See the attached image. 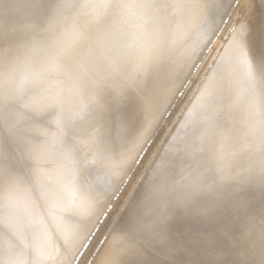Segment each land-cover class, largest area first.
I'll list each match as a JSON object with an SVG mask.
<instances>
[{"label":"snow or ice","instance_id":"6c2138e0","mask_svg":"<svg viewBox=\"0 0 264 264\" xmlns=\"http://www.w3.org/2000/svg\"><path fill=\"white\" fill-rule=\"evenodd\" d=\"M253 3L264 10V0H244V7ZM241 6L242 0H2L0 264H42L36 245L41 226L32 219L36 205L27 197L34 175L57 178L53 203L61 198L63 187L78 186L83 200L58 209L62 221L71 226L86 205L105 196L117 179L123 182L143 162L140 153L147 156L151 149L144 146L153 128L159 127V121L147 117L160 110L161 79L172 85L169 104L177 98L184 103L190 91L199 94L198 102L188 109L192 99L187 100L149 161L142 198L133 201V215L121 230L126 242L123 257L114 264H264V43L257 48L250 40V21L242 12L233 20ZM89 8L99 10V15L84 28L79 43L67 45L65 25ZM169 9H179L181 15H170ZM130 10L138 13L136 27L148 37L134 53L115 43L117 33L129 23ZM194 29L200 31L202 44L184 48L177 43L178 33L187 36ZM93 36L98 42H91ZM214 37L224 43L212 48L216 55H205ZM225 48L259 85L252 88L258 119L248 132L253 163L244 179L218 176L209 167L178 184V164L204 152L231 99L218 70ZM36 53L42 54L39 63L33 59ZM198 63L204 65L203 72L193 76L191 69ZM22 67L40 73L28 86L14 83ZM78 124L91 129L87 154L76 135ZM177 126L188 130L179 135ZM129 136L140 144L135 155L126 147ZM89 169L95 175L85 187L78 177ZM257 200L259 234L251 211ZM148 205L154 207L145 215ZM39 207L51 227L44 205ZM243 217L247 226L242 229Z\"/></svg>","mask_w":264,"mask_h":264},{"label":"bare ground","instance_id":"6f19581e","mask_svg":"<svg viewBox=\"0 0 264 264\" xmlns=\"http://www.w3.org/2000/svg\"><path fill=\"white\" fill-rule=\"evenodd\" d=\"M93 9L94 8L84 9L82 11V19L79 17L75 19V21L74 19H70L67 22V24L65 25L66 36L64 37V41L67 45H74L81 41V33L84 28L90 25L94 21L95 17L99 15V10L96 9L97 11L94 12ZM262 12L263 10L259 7V11L248 10L245 15V18L250 21L251 25L250 40L257 48L262 43H264V22L262 19ZM169 14L179 16L181 15V10L169 9ZM127 15L129 23L124 28L120 29V31L117 33L115 43L117 47L121 48L122 50L128 53H134L146 44L148 37L144 34L142 29L136 27V25L140 23V21L136 19L138 13H136L135 10H130ZM174 38L176 39L177 43L184 48H191L197 42H200L201 44L203 43L200 31L195 29L188 33L187 36L185 33L181 32L178 33ZM204 39H206V37H204ZM220 39L216 41V45L219 44ZM91 42H98L97 38L93 36ZM61 47H63V45ZM209 52L210 53L208 54L213 53L212 49ZM41 55L42 54L40 53L34 54L33 59L36 63H39ZM31 63L32 61L29 62V64ZM187 70V68L184 69L185 72ZM218 70L220 74L221 85L222 87L230 91L231 99L228 101V106L224 109V112L222 114V122L220 127L210 134L209 141L214 140L213 143L216 142L219 146H223L224 143L227 142V138L235 136L233 133H224V127L228 124L226 120L229 119L233 114H237L235 115L237 121H233V125L238 122H242L243 126H246V130L242 131L239 135L236 136L237 140L234 143V148H230L229 150H221L216 154V156H212V160L214 162H219L218 167H215L216 174L218 176L227 177L230 175V170L233 166L230 159L235 155L236 151L240 149L241 145V147L244 146L243 144L247 140L246 138L244 142V134H248L249 130L253 126L254 120L258 119V117H256V112L258 108V98L256 95L254 96L248 94L249 86H241L243 78L244 80L249 81L246 70L243 66L237 65L232 60L231 54L227 48H225L221 56V63L218 65ZM214 71H216V69H214ZM39 75L40 73L34 68L22 67L14 74V83L20 84L22 86H28V83L37 79ZM250 82L253 83L251 80ZM234 83L237 85L236 88H234L233 86L231 87V85H234ZM171 90L172 85L166 79H161L157 87V99L160 110L154 111L150 116L147 117V119L161 121L164 118L163 115L165 113V110L170 108L172 104H169ZM198 95V93L195 95L192 100V103L189 104V106L187 107L188 109H191L196 105V103L198 102ZM239 101V106L232 105L233 102ZM68 109L71 113L73 109V102H69ZM251 110H254L255 113L252 114ZM183 123L184 121L182 120L181 124L183 125ZM187 130L188 129L186 128L179 134L183 135V132H186ZM75 131L77 138L81 144L82 152L87 154L91 148V129L86 124H78ZM209 141H207V144L205 146L209 145ZM126 147L131 150V154L135 155L136 150L140 147V144L139 142H135V136H129ZM202 154L197 157V160H195L197 162H195V164L193 161L186 162V164L179 163L177 169L181 166L189 167L190 169H192L191 172L193 173V170L196 169L198 165H201V163L206 161L208 158L207 156L203 157ZM88 158L89 160H91L92 156H89ZM240 169H245V165H242ZM94 175L95 172L89 169L87 172L83 173L81 177H78L79 184L84 185L86 187L87 184L91 182ZM189 177L190 174L185 173L184 175H182V178L176 179V182L179 184L183 181H186ZM245 177L243 175V172H241L237 176V180L244 179ZM56 181V177H49L47 174H36L33 176L34 187L30 189L27 193L28 200H30L36 205L35 215L32 217V219L41 226V232L36 238V245L37 257L42 262V264H67L68 259L72 255V253L80 246L81 243H85V237L88 235L90 229L98 223L101 216L98 217L97 215L104 202L103 196L100 197L98 200L93 201L91 204L86 205L78 219L74 221L71 226H69L68 224H65L62 221L61 217L58 215V209L62 208L65 203L82 201L83 196L82 193L78 190V186L68 185L63 187V190L60 193L61 198L57 199L53 203L51 193L52 187L54 186ZM141 198L142 195L140 196L139 200ZM26 203L27 201H25L24 197L22 196L21 206H25ZM41 204L44 205V210L48 212V220L51 221V227L40 212L39 206ZM149 208V206H146L144 211H147ZM90 225L92 227L89 229ZM245 227L246 226H242L241 228L243 229ZM51 228H55L54 233L51 231ZM257 232L259 233L260 231ZM120 234L121 230H119V232L117 231V234L110 236V239H108V243L103 245L99 254L100 256L96 261V264H114L115 261H118L123 257L124 244L126 242L120 238ZM2 259L3 254L0 253V260Z\"/></svg>","mask_w":264,"mask_h":264},{"label":"rangeland","instance_id":"374dc122","mask_svg":"<svg viewBox=\"0 0 264 264\" xmlns=\"http://www.w3.org/2000/svg\"><path fill=\"white\" fill-rule=\"evenodd\" d=\"M0 4H2V0H0ZM248 10L259 11V6L257 3H253L250 8H245L244 7V0H242L241 9L238 10L234 14L233 20H235L238 16H240L241 12L243 13V15L245 17L246 12H248ZM93 11L96 12L97 10L93 9ZM79 17L83 18L82 13L79 15H74L71 19H74V21H75V19H77ZM262 17H263L262 19L264 22V10L262 12ZM263 27H264V24H263ZM224 36H227V32L224 33ZM218 39H220V38L219 37L213 38L212 44L209 45V47L204 50L205 55H213V56L216 55V53L214 51H212L213 53H211V54H208V53H210L209 51L213 47H216L218 49L223 45L224 42L222 39H220L218 45L215 44L216 41H218ZM203 67H204L203 64L198 63L196 68L191 69L192 75L195 76L197 72H200L202 74ZM188 71H189V69L186 71V73ZM239 79H242V78H239ZM232 86L234 88H236L237 85L234 83V85H231V87ZM241 86H246V87L249 86L248 94L254 95L252 93V88L254 86L258 87L259 85L258 84L254 85L253 83L250 82V80L246 81L243 78ZM196 94L197 93H195L194 91L188 92L187 96L184 98V104L180 102L179 98H177L176 100H174L172 102L171 107L169 105L170 108L165 110V113L163 115L164 118L162 120L160 119L161 121H159V127L153 128V130L150 134V138L148 140V144L144 146L146 150L148 148H150L151 151L147 152L148 154L146 157H145L144 152L140 153L139 158H143L144 160L141 164L136 165V168H138L139 171L137 172L136 168H134L132 172H129L128 176L124 177L123 182H120V180H116V182H114L112 184V186L108 189L107 194L104 196V202H103V204H102V206L98 212V215H97L98 217L101 216L98 223L94 227H92L90 225L89 229L91 227L92 228L90 229L89 232H88L89 229L87 230L88 235L85 237V241H84L85 242L84 244L87 246L81 247L83 244V243H81L80 246L69 257L67 264H72V262H74V264H77V261H79V264H93V260L95 259V262H96L100 256V255L96 256L95 254L97 253V251H99V254H100V251L102 249L101 246L104 245L105 238L108 237V239H110L111 235L117 234V231L119 232V230H122L126 226L129 219L133 215V207H132L133 201L139 200L140 196L143 194L144 187H145L144 183H142L143 174L147 170L149 161L152 159L153 154L156 152V150L163 143V141L165 139V133H167L169 131V129L172 127L173 122H175L177 119L180 118L179 113H180L181 109L185 107V103L187 102V100L189 98H191L193 100V98L195 97ZM177 103L180 104V107L176 108ZM232 105L233 106H239L240 101L239 102H233ZM188 106H189V104L187 105V107ZM172 113H173V115H172ZM251 113L254 114L255 113L254 110H251ZM169 114H171L172 117ZM235 115H237V114H233L229 119L226 120V122H228V124H227V126L224 127V133L225 134L226 133H229V134L233 133L235 136L227 138V142L225 141L226 143H224L223 146H219L216 142L213 143L214 140L209 141V139H210L209 138L208 139L209 145L205 146V150H204L203 154L202 153L194 154V155L190 156L189 158H187L185 161L181 162L180 164H182V163L186 164V162H192V161L195 164V162H197L195 160H197V157L200 154H202L203 157L207 156L208 157L207 160L202 162L201 165H198L196 167V169L193 170L194 171L193 173L191 172L192 169H190L189 167H183L180 165L181 167H179L177 169L176 179L182 178V175H184L185 173L190 174V177L187 180L194 179L197 175L202 174V173H206L208 171L209 167L211 168V171L216 174L215 167H218L219 162L218 161L214 162L212 160L213 159L212 156H216V154L221 150H225V149L229 150L230 148L231 149L234 148V143L237 140L236 136L239 135L242 131L246 130V126L245 125L243 126L242 122H238V123L233 125V121H237ZM168 119H170V120H168ZM181 123H182V120H181ZM160 129H162V130H160ZM185 129L186 128H184L183 130H185ZM181 132L182 131L180 130V126H177V134H179ZM179 135H181V134H179ZM246 138H247V140L245 142ZM152 141H153V143H152ZM244 142H245L243 144L244 146L241 147L242 146L241 145L240 149H238L236 151L235 155L230 159L233 166L230 170L229 176H231L235 179H237V176L241 172H243L244 177L245 176L247 177V170L249 168V165L253 163V160L250 158L249 152H248L249 138H248L247 133L244 134ZM242 165H245V169H240V167ZM148 206L150 208L147 211H144L145 215H147V213L151 210V208L154 207V205H148ZM251 211H252V214L255 216L254 226H255L256 232L260 231L261 230L260 229L261 217H260V204H259L258 200L256 201V203H255V205ZM121 214H122V216H121ZM120 222H122V223H120ZM239 226L240 227L247 226V217H243V218L239 219ZM115 228H117V229H115ZM89 236L91 237V243H89V241H88ZM79 252H83L84 255L81 257L79 255ZM77 256H78V258H77Z\"/></svg>","mask_w":264,"mask_h":264},{"label":"water","instance_id":"95a60500","mask_svg":"<svg viewBox=\"0 0 264 264\" xmlns=\"http://www.w3.org/2000/svg\"><path fill=\"white\" fill-rule=\"evenodd\" d=\"M85 245V244H84ZM79 256V255H78ZM78 256H77V258H78ZM76 260V259H75ZM72 264H74V262H72Z\"/></svg>","mask_w":264,"mask_h":264}]
</instances>
